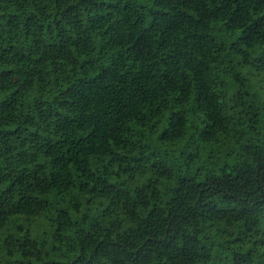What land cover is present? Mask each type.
Listing matches in <instances>:
<instances>
[{
	"label": "trees",
	"instance_id": "obj_1",
	"mask_svg": "<svg viewBox=\"0 0 264 264\" xmlns=\"http://www.w3.org/2000/svg\"><path fill=\"white\" fill-rule=\"evenodd\" d=\"M0 264H264V0H0Z\"/></svg>",
	"mask_w": 264,
	"mask_h": 264
}]
</instances>
